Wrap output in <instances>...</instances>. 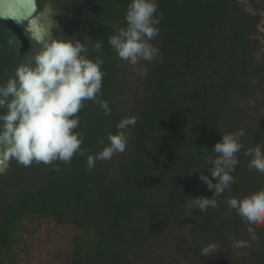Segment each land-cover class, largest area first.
Masks as SVG:
<instances>
[{
	"label": "trees",
	"instance_id": "trees-1",
	"mask_svg": "<svg viewBox=\"0 0 264 264\" xmlns=\"http://www.w3.org/2000/svg\"><path fill=\"white\" fill-rule=\"evenodd\" d=\"M131 2L56 1L62 35L89 47L102 42L90 58L104 60L99 98L109 102L111 115L85 101L76 131L86 155L69 164L39 163L42 170L1 203L0 264H17L21 253L26 264H264V225L253 226L257 239L251 240L227 205L264 190V174L249 169L244 154L264 150V52L253 59L261 47L259 14L236 0H157L163 17L150 42L163 61L140 60L133 68L108 44L115 25L127 27ZM132 116L138 119L126 150L87 171V155L102 151L117 123ZM239 129L244 147L236 154L235 182L215 197L219 207L188 208L189 198L213 196L199 176L211 179L206 161L216 158L215 143ZM41 230L29 247L24 235ZM58 231L64 245L54 239ZM238 240L250 247H235ZM210 243L219 245L217 253L202 256Z\"/></svg>",
	"mask_w": 264,
	"mask_h": 264
},
{
	"label": "clouds",
	"instance_id": "clouds-1",
	"mask_svg": "<svg viewBox=\"0 0 264 264\" xmlns=\"http://www.w3.org/2000/svg\"><path fill=\"white\" fill-rule=\"evenodd\" d=\"M57 14L53 0H0V19H10L19 25L27 22L26 33L40 46L34 56V66H18L15 78L0 86V107L8 109L6 114L0 115L3 121L0 125V173L6 172L13 160L28 167L34 162L69 164L74 155L85 156V150L81 149L83 133L76 131L80 127L77 114L85 101L98 103L106 116L111 115L109 102L99 98L104 60L99 55L90 58L94 52L101 51L102 42L97 40L89 47L85 39L65 37L53 18ZM162 17L157 0H132L125 14L127 27L115 25V34L109 37L108 44L120 60L127 61L133 68L140 60L162 62L160 49L150 42L159 34ZM55 29L59 30V36L54 34ZM140 74L146 78L147 69ZM137 119L136 116L125 117L117 123L118 131L109 134V144L97 154L87 155V171L95 168L97 160H110L126 150L128 130L135 127ZM243 136L244 130L239 129L223 135L222 140L215 143L213 152L217 156L206 161V165H212L211 179L208 175L199 176L207 189L213 191V196L189 198L188 208L206 212L210 207H219L215 197L235 182L232 173L239 164L236 154L244 147ZM244 154L250 157L249 169L264 174V150L257 146L248 148ZM55 170L59 171L58 165ZM227 205L241 217L250 239L256 240L253 226L264 225V190L243 199L229 198ZM234 246L247 248L250 244L238 240ZM218 248V244L210 243L201 249V255L210 257Z\"/></svg>",
	"mask_w": 264,
	"mask_h": 264
},
{
	"label": "rangeland",
	"instance_id": "rangeland-1",
	"mask_svg": "<svg viewBox=\"0 0 264 264\" xmlns=\"http://www.w3.org/2000/svg\"><path fill=\"white\" fill-rule=\"evenodd\" d=\"M56 1L57 0H53V7L55 9H57ZM236 1L243 7V9L246 12L251 14H259L260 20L257 24V27L261 34V36L258 35L259 38L261 39V47L253 54L254 61H258L264 52V0H236ZM53 18L60 25V22L57 19V15H55ZM56 31H58V29L54 30L55 35H57ZM261 113H263L264 115V108L261 109ZM261 120L264 122V116L262 117ZM259 143L260 145L264 146V133L261 136ZM40 165L41 164H37L34 162L31 166L25 167L23 165L17 164L13 160L10 163L8 170L3 174H1L5 177L6 181L5 182L0 181V205L3 201L8 200L12 197L15 187L19 186L24 181H29L35 170L37 172H40L43 168V166ZM53 234H54L53 236L55 237L54 238L55 241L64 245V241H65L64 232L58 231ZM42 235L43 233L41 230L39 233H36L33 237L24 235V238L28 241V243H31L29 247L34 248L33 242L35 241V239L40 238ZM18 258L19 259L17 261V264H26L22 253L18 255Z\"/></svg>",
	"mask_w": 264,
	"mask_h": 264
},
{
	"label": "water",
	"instance_id": "water-1",
	"mask_svg": "<svg viewBox=\"0 0 264 264\" xmlns=\"http://www.w3.org/2000/svg\"><path fill=\"white\" fill-rule=\"evenodd\" d=\"M8 22L23 33L27 43L26 47ZM26 24L27 22L24 25H19L10 19H0V86L6 85L10 78H15L18 66L22 64L34 66V56L39 51L40 46L26 33ZM8 99L10 100L11 96ZM7 111L6 107H0V115L6 114ZM2 123L3 121H0V125Z\"/></svg>",
	"mask_w": 264,
	"mask_h": 264
},
{
	"label": "flooded vegetation",
	"instance_id": "flooded-vegetation-1",
	"mask_svg": "<svg viewBox=\"0 0 264 264\" xmlns=\"http://www.w3.org/2000/svg\"><path fill=\"white\" fill-rule=\"evenodd\" d=\"M8 24L17 32V34L20 36V38L23 41L24 47H26L27 43H26V40H25V37H24L23 33L21 31L17 30L10 22H8Z\"/></svg>",
	"mask_w": 264,
	"mask_h": 264
}]
</instances>
